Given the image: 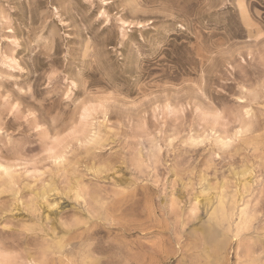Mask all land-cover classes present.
<instances>
[{
    "label": "rangeland",
    "instance_id": "obj_1",
    "mask_svg": "<svg viewBox=\"0 0 264 264\" xmlns=\"http://www.w3.org/2000/svg\"><path fill=\"white\" fill-rule=\"evenodd\" d=\"M0 264H264V0H0Z\"/></svg>",
    "mask_w": 264,
    "mask_h": 264
}]
</instances>
